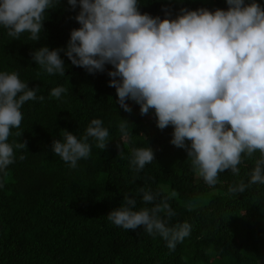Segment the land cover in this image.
Masks as SVG:
<instances>
[{"label":"trees","instance_id":"trees-1","mask_svg":"<svg viewBox=\"0 0 264 264\" xmlns=\"http://www.w3.org/2000/svg\"><path fill=\"white\" fill-rule=\"evenodd\" d=\"M257 2L264 7V0ZM138 4L142 14L161 19L169 18L165 9L176 18L181 8L229 7L226 0ZM79 11V5L73 9L68 0H53L38 41L30 40L27 32L18 39L9 37L0 25V72H16L30 88L39 86L37 99L21 108L20 128L11 129L8 138L10 144L26 142L27 147H14V163L6 174L0 172V264H264V184L244 193L228 192L239 180L248 182L258 152L253 159L244 157L239 177L226 170L210 187L193 172L187 151L171 144L174 129L157 127L154 110L141 115L131 100V113L120 107L116 89L109 86L111 65L90 74L72 65L62 51L61 76L48 74L32 59L44 46L67 48L71 31L81 27L75 19ZM56 87L67 90L59 99L50 97ZM93 119H101L109 131L107 148H97L89 138V158L71 168L51 150L53 141L62 139V130L82 139ZM123 119L129 122L126 141L118 128ZM140 147H151L155 159L137 173L129 160L132 149ZM159 187L165 195L175 193L169 203L176 215L169 226L191 225L190 235L174 251L159 234L149 235L143 227L125 230L107 218L122 206L126 194L137 201V210L151 208L138 190Z\"/></svg>","mask_w":264,"mask_h":264},{"label":"clouds","instance_id":"clouds-1","mask_svg":"<svg viewBox=\"0 0 264 264\" xmlns=\"http://www.w3.org/2000/svg\"><path fill=\"white\" fill-rule=\"evenodd\" d=\"M68 3L73 9L79 5L75 19L81 27L71 31L66 49L44 46L32 53L44 71L65 75L62 51L72 65L90 74L111 65L109 86L116 89L120 107L131 113V100L140 106L141 115L154 110L157 127L174 129L171 144L187 151L193 172L208 186H215L226 170L239 177L244 157L253 159L257 152L248 182L241 179L228 192L244 193L264 184V7L257 0H226L227 10L181 8L176 18L165 9V19L142 14L138 0ZM52 7L53 0H0V25L9 37L18 39L27 32L30 40L38 41L45 11ZM38 88H30L16 72H0V172L6 174L14 163V147H27L26 142L10 144L8 138L11 129L20 128L21 108L37 99ZM66 91L53 88L50 97L59 99ZM128 124L123 119L118 125L124 141ZM61 137L51 150L71 168L89 158V138L101 150L110 141L101 119L90 122L82 139L68 130H62ZM154 159L151 147H140L132 149L129 163L139 173ZM138 191L151 208L137 210V201L126 194L108 220L125 230L143 227L149 235L159 234L174 251L191 231L187 222L169 226L176 215L169 203L175 193L165 195L163 187Z\"/></svg>","mask_w":264,"mask_h":264}]
</instances>
